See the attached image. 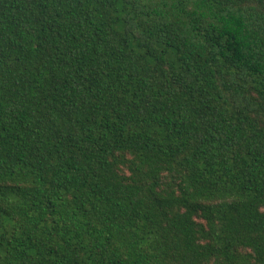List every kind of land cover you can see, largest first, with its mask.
Returning a JSON list of instances; mask_svg holds the SVG:
<instances>
[{"label": "trees", "instance_id": "1", "mask_svg": "<svg viewBox=\"0 0 264 264\" xmlns=\"http://www.w3.org/2000/svg\"><path fill=\"white\" fill-rule=\"evenodd\" d=\"M0 264H264V0H0Z\"/></svg>", "mask_w": 264, "mask_h": 264}]
</instances>
